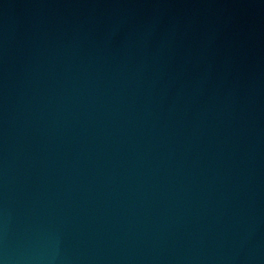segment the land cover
<instances>
[{
    "label": "water",
    "instance_id": "obj_1",
    "mask_svg": "<svg viewBox=\"0 0 264 264\" xmlns=\"http://www.w3.org/2000/svg\"><path fill=\"white\" fill-rule=\"evenodd\" d=\"M0 264H264V0H0Z\"/></svg>",
    "mask_w": 264,
    "mask_h": 264
}]
</instances>
